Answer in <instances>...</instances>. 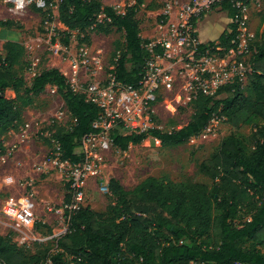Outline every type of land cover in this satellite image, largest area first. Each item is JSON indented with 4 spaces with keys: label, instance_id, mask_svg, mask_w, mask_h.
<instances>
[{
    "label": "trees",
    "instance_id": "1",
    "mask_svg": "<svg viewBox=\"0 0 264 264\" xmlns=\"http://www.w3.org/2000/svg\"><path fill=\"white\" fill-rule=\"evenodd\" d=\"M142 4L143 0H137L120 14L100 0H60L58 21L68 30L65 43L71 32L84 35L79 40V46L84 47L91 45V33H121L124 43L119 42L114 50L113 56L118 59L110 74L117 82L137 86L149 58L144 48L149 41L142 37L137 19ZM33 8L36 12L46 10ZM212 9L226 12L230 19L237 13L228 1ZM3 25L14 26L10 21ZM236 37L237 25L231 24L218 43L202 44L200 50L208 47L224 57L235 47ZM5 51L0 56V137L7 128L19 124L36 96L54 86L74 120L72 128L56 134L61 161L83 162L84 156L77 149L85 136L100 133L94 123L101 109L85 95L73 92L56 68L36 75L27 88L23 72L30 64L24 46L10 41ZM156 52L162 53L159 48ZM251 53L252 66L245 84L237 82L219 89L217 94H225L224 99L199 93L193 103L194 116L181 129L168 132L152 128L126 136L116 130L112 134L113 146L125 152L149 137L166 147L182 146L206 131L215 118L224 117L234 127L254 123L247 139L230 136L218 154L203 162L202 171L212 182L210 187L149 177L133 190H125L111 180L115 202L104 213L89 207L66 212L67 232L47 259L28 257L12 236L0 235V264H264V36H256ZM7 91H13L16 98H7ZM4 152L0 140V157ZM67 190L69 202V184Z\"/></svg>",
    "mask_w": 264,
    "mask_h": 264
},
{
    "label": "rangeland",
    "instance_id": "2",
    "mask_svg": "<svg viewBox=\"0 0 264 264\" xmlns=\"http://www.w3.org/2000/svg\"><path fill=\"white\" fill-rule=\"evenodd\" d=\"M100 1L117 12H123L137 3V0ZM166 1L143 0L138 9L137 19L145 40H156L160 36L158 24ZM59 2L60 0H48V7L44 10L46 14L43 11L36 12L33 6H26L22 13H15L7 0H0V56L6 54V44L10 41L24 46L26 62L30 64L28 70L23 72L27 88L31 86L36 75L52 67L73 71L69 54L60 49L56 54L52 50V44L58 42L60 47L70 48L69 51L75 56L80 47L79 40L82 39L79 34L73 32L68 44L65 43L68 30L58 21ZM48 12H51L53 17L50 18ZM224 13L226 12L220 9H212L207 15L216 17ZM7 21L13 22L14 26L6 28L3 24ZM246 26L255 38L264 36V0H253L250 3ZM90 37L91 45L87 47L93 57L100 58L102 65L100 70L96 66H82L78 72L82 85L96 79L102 83L107 82L111 75L110 69L118 59L113 56L114 50L119 42L124 43L123 35L113 30L108 34L94 32ZM213 55L221 60L226 59L216 53ZM251 58L250 51L242 59L246 71L252 66ZM95 68L96 74L92 77ZM218 68L215 67L216 71ZM187 73L175 66L172 82L157 91L149 114L152 128L169 132L181 129L193 118V103L197 98V91L190 90L188 75H191V71ZM206 78L209 85L215 80V77L213 79L211 76ZM237 82L240 81L233 78L218 87L213 85L211 92L208 91V94L212 95L208 96L224 99L225 94H217L219 89ZM245 82L246 76L241 83ZM6 97L15 99L16 94L7 91ZM22 117L19 124L7 128L0 137L5 146V152L0 157V211L9 198H19L23 195H33L36 207L31 213L25 231L27 240L24 243L20 242L24 235L15 232L10 226L11 222L2 215L0 235L12 236V241L28 257L39 255L47 259L56 250L58 239L66 234L68 229L67 213L62 212L68 194V179L65 177L67 167L61 166L63 162L58 154L56 134L61 129L72 128L74 120L54 86H48L41 95L36 96ZM253 128L254 123L234 127L224 117L215 118L206 131L182 146L166 147L159 140L149 137L139 145H130L125 152L102 140L96 150L91 152L90 164L93 168L85 180L80 206L89 207L97 213L106 212L108 205L115 202V197L110 192L111 180L118 182L125 190H133L149 177L187 186L210 187L212 182L202 171L203 162L218 154L230 136L247 139ZM80 152V149H77V153Z\"/></svg>",
    "mask_w": 264,
    "mask_h": 264
},
{
    "label": "built area",
    "instance_id": "3",
    "mask_svg": "<svg viewBox=\"0 0 264 264\" xmlns=\"http://www.w3.org/2000/svg\"><path fill=\"white\" fill-rule=\"evenodd\" d=\"M7 1L13 6L15 13H22L26 6L35 5L40 9L48 7L46 0ZM223 1H228L237 12L231 19L232 24L237 25V37L233 41L235 47L224 56L225 60L214 56L211 48L207 47L201 51L202 43L197 37L198 22L212 10L214 5ZM252 1L167 0L165 8L160 13L161 19L158 24L160 36L144 45L149 53V58L146 61L142 79L137 86L117 82L112 75H109L105 83L96 79L97 81L91 80L87 85H82L78 76L80 68L96 66L100 70L102 65L100 58L93 57L89 47L81 45L74 56L69 51L70 48H62L58 42L52 44V50L56 54L60 49L71 57L73 71L63 70L62 74L68 80L72 91L85 95L87 101L97 105L102 111L94 123V127L99 129L100 133L85 136L78 148L81 151L79 154L84 156L83 162L71 164L68 161H63L61 164L63 168L67 167L65 177L68 179L71 194L70 201L63 204L62 212H73L81 207L85 180L93 168L90 164L91 152L96 150L102 140L113 144L112 134L116 130L126 136L141 134L152 129L149 117L150 107L155 101L157 91L172 82V72L175 66L182 68L184 73L191 71V75H188L190 77L188 79L189 87L190 90L197 91V95L199 93L212 95L208 93L211 92L210 89L213 85L218 87L233 78L240 82L245 79L247 71L242 59L250 53L251 44L255 39V35L250 33L246 26L249 6ZM118 13L124 14L125 11ZM51 34L54 37L52 30ZM76 34L78 35V33ZM158 48L162 53L156 52ZM217 66L219 67L218 71L215 69ZM225 66L229 68H225ZM96 68L92 71V77H95L93 75L96 74ZM206 76H211L213 79L215 77L211 85L208 84ZM57 149L59 150V145ZM35 207L33 195H23L19 198H9L3 210L0 211V215L11 222V228L24 235L21 243L27 240L25 231Z\"/></svg>",
    "mask_w": 264,
    "mask_h": 264
},
{
    "label": "crops",
    "instance_id": "4",
    "mask_svg": "<svg viewBox=\"0 0 264 264\" xmlns=\"http://www.w3.org/2000/svg\"><path fill=\"white\" fill-rule=\"evenodd\" d=\"M231 24V19L226 15V13L220 14L216 17L206 15L197 24V37L202 44L208 42L218 43L221 36L226 31L230 30ZM52 68L59 69L61 73L63 71L57 66Z\"/></svg>",
    "mask_w": 264,
    "mask_h": 264
}]
</instances>
